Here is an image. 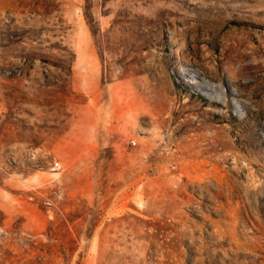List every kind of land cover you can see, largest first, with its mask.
<instances>
[{"label":"rangeland","instance_id":"1","mask_svg":"<svg viewBox=\"0 0 264 264\" xmlns=\"http://www.w3.org/2000/svg\"><path fill=\"white\" fill-rule=\"evenodd\" d=\"M0 264H264V0H0Z\"/></svg>","mask_w":264,"mask_h":264},{"label":"built area","instance_id":"2","mask_svg":"<svg viewBox=\"0 0 264 264\" xmlns=\"http://www.w3.org/2000/svg\"><path fill=\"white\" fill-rule=\"evenodd\" d=\"M134 142H135V140H133ZM56 166H59V163L58 162H56Z\"/></svg>","mask_w":264,"mask_h":264}]
</instances>
